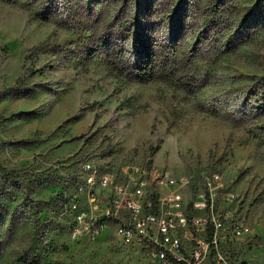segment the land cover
Wrapping results in <instances>:
<instances>
[{
	"label": "rangeland",
	"instance_id": "1",
	"mask_svg": "<svg viewBox=\"0 0 264 264\" xmlns=\"http://www.w3.org/2000/svg\"><path fill=\"white\" fill-rule=\"evenodd\" d=\"M165 3L149 37L163 43L182 22L176 48L191 75L179 87L128 80L90 55L76 26L91 22L75 4L0 0V264H150L112 229L93 235L102 203L94 211L85 195V162L118 181L134 167L191 186L207 173V193L236 196L240 257L264 252V0ZM88 6L101 10L93 32L112 22L110 40L132 48L117 30L133 9L113 22L117 0Z\"/></svg>",
	"mask_w": 264,
	"mask_h": 264
},
{
	"label": "built area",
	"instance_id": "2",
	"mask_svg": "<svg viewBox=\"0 0 264 264\" xmlns=\"http://www.w3.org/2000/svg\"><path fill=\"white\" fill-rule=\"evenodd\" d=\"M78 175L91 208L96 211L102 203L101 225L93 235L112 229L150 264H264V252L240 257L241 237L248 229L230 214L236 196L229 187L207 193L212 183L207 173L191 186L156 168L134 167L118 181L85 162ZM86 218H79L81 227Z\"/></svg>",
	"mask_w": 264,
	"mask_h": 264
},
{
	"label": "trees",
	"instance_id": "3",
	"mask_svg": "<svg viewBox=\"0 0 264 264\" xmlns=\"http://www.w3.org/2000/svg\"><path fill=\"white\" fill-rule=\"evenodd\" d=\"M87 1L88 4H86V7L91 3L92 5H98L106 0ZM117 1L119 3V8L116 10V16L113 22L118 21L117 19L122 13L131 11L132 9L134 11L131 17H128L119 24L117 30L121 35L126 31L124 33L125 36H129L132 32V48L128 49V51L124 49L122 44L115 40H110V31L108 28L111 26L112 22H107L104 31H92L91 26L99 23L101 10L96 11L94 6H88L86 9V7H82L79 3H75V0H60V2L65 5L64 10L70 9L74 4L76 7H80L79 9L81 11L79 14L91 22L87 27L81 26V23L76 26L78 30L83 28L84 42L82 40V46L90 55L93 56L96 52L101 50L107 57L111 70L118 75L124 76L128 80H135L141 83H149L158 80L172 87H179L181 82L191 75L189 72L190 70H187V65L183 61V59H186L185 55L179 57L176 48L178 46L176 40L183 29L182 22L178 23L175 27L177 28V35L171 34L169 38L163 39V43H157L151 40L149 36L153 35L152 28L154 27L152 25L156 24V19L159 18V14L166 9L165 0H135L134 3L131 2V0ZM180 8L181 4L176 6L174 12L179 11ZM82 9L84 12H82ZM91 14L94 15V18L88 19ZM199 37H201V35H199ZM91 41H98V44L101 42L100 46H98V48L94 46L90 47L88 44ZM188 60L191 62L190 58ZM23 261L25 264H33L28 261L25 262V260Z\"/></svg>",
	"mask_w": 264,
	"mask_h": 264
},
{
	"label": "bare ground",
	"instance_id": "4",
	"mask_svg": "<svg viewBox=\"0 0 264 264\" xmlns=\"http://www.w3.org/2000/svg\"><path fill=\"white\" fill-rule=\"evenodd\" d=\"M213 180H214V181H217V180H218V177H213Z\"/></svg>",
	"mask_w": 264,
	"mask_h": 264
}]
</instances>
